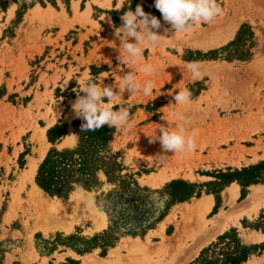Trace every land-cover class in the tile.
<instances>
[{
  "label": "rangeland",
  "instance_id": "obj_1",
  "mask_svg": "<svg viewBox=\"0 0 264 264\" xmlns=\"http://www.w3.org/2000/svg\"><path fill=\"white\" fill-rule=\"evenodd\" d=\"M118 1L124 3L122 9H102L101 6H108V0H0V48H9L22 26L24 16L33 8L32 17L25 24L27 32L23 43L30 48L40 41V44L50 43L44 55L30 61L31 67L15 65L14 60L1 65V72H6L7 77L15 78L18 84L17 90L10 92L5 85L0 86L1 264H96L90 261L96 258L98 264H121L118 258L111 256L112 249L121 247L129 238H149L150 241L158 242L161 240L159 231L171 235L178 220L182 218V213L178 209L174 210V206L171 210L172 218L166 217L163 225L161 222L145 236L122 237L106 256H101V249L79 255L63 246L51 255L39 252L36 247L38 237L45 240L57 239L59 235L91 238L109 227L107 213L97 205L96 197L99 192L96 190L89 191L79 187L68 198L52 197L45 193L54 201L78 200L81 219L68 231L44 230L28 219L24 210L19 207L27 201L28 193L33 187L30 179L23 175L28 173L30 165L35 161L39 168L53 147L48 140L49 129L56 124L66 125L69 134L60 141L61 147L75 146L76 135L72 125L80 118L75 117L72 103L77 94L84 95L82 88L86 80H91L97 86L123 87L122 76L131 71L135 73L140 89L133 93L125 90L121 94L117 87L114 89L117 95L111 102L105 99V103H111L114 110H119L120 107L130 110V126H115L113 150L120 152L126 173H139L138 182L142 186L156 190L174 180H184L202 186L201 196L211 194L217 204L216 194L213 192L217 193L219 188L211 183L217 181L216 176L220 172L241 170L264 161V131L260 132L257 127H252L257 125L254 123L264 119V113L261 114L264 110V0H217L222 8L221 14L213 19L217 21L197 23L188 32L172 30L154 7L155 0ZM138 4L146 13L161 20L162 27L157 30L161 37L156 45H143L142 57L132 63L126 53L120 54V40L115 35V28L122 25L121 16L124 11L128 8L135 9ZM101 12L110 13V18L100 14ZM238 16L241 21L235 33L222 43L225 27L228 28L233 18ZM217 22L220 25H216ZM222 23H225L224 26ZM243 26H247L245 30L252 34L246 32L240 44L231 49V53L221 51L219 58L215 60L204 59L199 55L228 46L236 40ZM166 28L169 31L165 32ZM214 36L220 37V40ZM206 43H210L211 47L203 48ZM74 48L75 52L72 51ZM239 49H247L249 58L238 59ZM90 50L93 53L88 59ZM47 57L48 64H45L43 61ZM192 62L199 63L204 70L198 80L192 79L188 68ZM145 63L151 64L155 69L152 74L140 71ZM210 65H213L212 68ZM40 68L49 72L53 69L69 71V85L58 86L54 83L51 88L49 84L43 86V83H38ZM149 80L153 81L154 87L152 94L145 96L142 89ZM184 89L192 94L190 103H176L174 96ZM181 116L184 117L183 120L180 119ZM161 126L166 127L167 131H179L183 127L186 137L194 134L195 150L159 155V140L155 143H150L149 140L158 139L162 135L159 130ZM43 130L49 145L47 144L45 157L40 161V153L44 149L41 148L44 147L43 144H39ZM70 133L72 136L68 140ZM24 153L26 155L22 156ZM36 174L37 171L34 175L35 184ZM257 189L264 190L262 187ZM240 190L242 191L241 186ZM223 191L219 193L220 206L217 213L213 209L205 215V220L210 225L221 212L228 215L232 222L203 245L194 259L183 264L193 262L204 248L217 242L219 236L231 229H237L244 243L264 245V233L252 228L264 213V193H257L256 201L253 202L249 198L255 191L244 200H240V195L233 204L227 203L222 207ZM85 198L93 202L91 207L87 205ZM15 203L20 205H14ZM188 243L192 244V240ZM245 263L264 264V250Z\"/></svg>",
  "mask_w": 264,
  "mask_h": 264
},
{
  "label": "trees",
  "instance_id": "obj_2",
  "mask_svg": "<svg viewBox=\"0 0 264 264\" xmlns=\"http://www.w3.org/2000/svg\"><path fill=\"white\" fill-rule=\"evenodd\" d=\"M246 28L243 26L236 40L228 46L199 55L215 60L221 51L231 53V49L240 44ZM237 52L241 60L250 56L247 49ZM82 123V119L73 122L72 130L76 135L73 147L60 149L56 146L57 141L67 134L66 125L56 124L49 129L48 140L53 147L39 165L36 184L50 196L60 198H68L79 187L96 190L99 192L97 205L107 213L109 227L91 238L59 235L57 239L45 240L38 237L36 247L42 255H51L63 246L79 255L101 249V256H106L122 237L145 236L165 220L174 206L201 197L202 186L184 180H174L156 190L140 185L139 173H126L120 152L113 150L116 128L104 125L95 131H81ZM216 180L211 183L219 188L218 195L213 192L217 198L214 213L220 206L219 193L230 184L236 182L241 186L240 200L247 197L249 187L264 184V161L241 170L220 172ZM252 228L264 233V213ZM263 250V244L244 243L237 229H231L219 236L217 242L204 248L199 257L189 264H244ZM2 260L0 255V264Z\"/></svg>",
  "mask_w": 264,
  "mask_h": 264
},
{
  "label": "clouds",
  "instance_id": "obj_3",
  "mask_svg": "<svg viewBox=\"0 0 264 264\" xmlns=\"http://www.w3.org/2000/svg\"><path fill=\"white\" fill-rule=\"evenodd\" d=\"M154 7L161 13L163 21L171 26L175 32H188L193 26L200 22H210L219 16L222 8L217 0H155ZM122 8V7H120ZM117 8V9H120ZM122 25L115 28V35L120 40L119 51L126 53L132 63L143 55V45H156L159 43L161 35L158 31L161 27V20L156 16L146 13L141 5H137L135 11L131 9L124 12L121 16ZM169 29H165V32ZM134 40V42H131ZM120 58V56H119ZM191 70L192 79L198 80L202 75V69L199 63L192 62L188 65ZM140 71L146 74H152L155 69L151 64L145 63ZM123 87L119 86H97L91 80H86L82 88L84 95L77 94L76 100L72 103V109L75 117L84 121L81 125V131H95L104 125L109 127L130 126V110L127 107H120L114 110L111 103H105V99L111 102L117 95L114 91L119 88L122 94L125 90L133 93L140 89L134 72H128L122 76ZM154 87L153 81L149 80L143 86V94L150 96ZM191 92L187 89L181 90L174 96L176 103L185 104L191 101ZM184 119L183 116L180 117ZM162 135L158 139L149 140L155 143L159 140L161 153L163 156L169 152H191L196 148L193 135L185 136L184 128L179 131H167L166 127L159 128ZM86 203L89 207L93 202L87 198Z\"/></svg>",
  "mask_w": 264,
  "mask_h": 264
},
{
  "label": "bare ground",
  "instance_id": "obj_4",
  "mask_svg": "<svg viewBox=\"0 0 264 264\" xmlns=\"http://www.w3.org/2000/svg\"><path fill=\"white\" fill-rule=\"evenodd\" d=\"M243 14L245 13H242V15ZM214 21L216 22L217 20H213V22ZM240 21H241V18H239V16L233 18L232 23H230L231 25L228 26V28L225 27V30H226L225 34L223 33V36L221 35L223 37L221 42L233 36L238 25L240 24ZM223 22H225V20ZM219 23L217 22L216 25H218ZM225 25H227V23ZM215 27L217 28L218 26H215ZM213 31H215V28ZM209 32L211 33V31ZM217 37L214 36V38H217ZM218 39L220 40V37H218ZM214 40L218 41L217 39H214ZM192 42L195 43L194 40H192ZM190 43L191 42H189V44ZM210 43L204 44L203 48H207V47L209 48V46L211 45ZM217 43H219V41ZM198 47L202 48V46L200 45ZM212 66L210 65L209 67L212 68ZM207 67L208 65H206V68ZM202 72H204V70ZM200 102H197V103H200ZM197 107H199L198 104H197ZM263 113H264V110L261 114ZM263 120H261L258 123H254L257 125H253L252 127H257L260 132L264 131V122H262ZM71 136H72V133H70L68 140H70ZM40 137H41L40 139L42 140L38 139L41 141V142L39 141L40 142L39 144L42 143L44 146V147H41L44 149H42L40 153V161H42L47 153V148H48L47 144L49 145V143L45 139L44 130L41 133ZM169 163L170 164L172 163V159L170 160ZM29 168L30 170L28 171V173L23 176H26V178H29L30 181L32 182V185H33L32 191L28 193V199L24 204L20 205V203H17V204L15 203L14 205H17V206L20 205L19 207L24 210L26 217H28V219L30 220H33L36 225H38L40 228H43L44 230H53V229H62V230H67V231L70 230L71 227L74 225V223H76L77 221L81 219L80 210H79L80 204L78 200L72 199L70 201L65 202V201H54L50 199V197H48V195L45 194V192H43L34 182V175L38 169L37 162L35 161L34 163H32ZM255 193L249 198L250 202H253L255 198H257L256 197L258 196L257 193L263 194L264 190L260 191V189H257ZM236 194L237 192L235 191V187L229 189L224 195L226 203L233 204L236 198ZM211 204H212V201L210 198L203 197L201 199H196L195 201H193L192 204H189V205L183 204L181 205V207L180 206L175 207L174 210L178 209L182 213V218L180 221L178 220L177 224L175 225L176 226L175 231L171 235H165L162 230L159 231L158 234L161 236V240L158 242L150 241L149 238L147 240H142L140 238H129L125 241V243L121 247L112 249L111 250L112 253H110L111 256H113L114 258H118L117 260L121 262V264H183V263L191 261L198 254L199 250L202 248L203 245H205L212 237L217 235L218 232L224 230L225 227L232 222L228 219V215H225L224 213L220 212V214H217L216 219L215 220L213 219L214 221H212V223L208 225L205 220L206 218L205 215L210 211ZM103 215L106 216L104 213ZM171 218L172 217H170V219ZM164 223L165 222H163L162 225ZM257 237L259 236L257 235ZM190 240H192V244L188 243ZM96 259H94V262L98 264V260ZM101 259L106 260L105 258H101ZM108 264H113V263L108 262Z\"/></svg>",
  "mask_w": 264,
  "mask_h": 264
},
{
  "label": "crops",
  "instance_id": "obj_5",
  "mask_svg": "<svg viewBox=\"0 0 264 264\" xmlns=\"http://www.w3.org/2000/svg\"><path fill=\"white\" fill-rule=\"evenodd\" d=\"M101 1V0H99ZM120 7H124V3L123 2H119L118 0H108V6L106 7H102V9H107V8H113V9H117V8H120ZM91 8H93V6H91ZM121 8V9H122ZM35 8H33L32 10H30L28 12V14H26L24 16V19H23V22H22V26H20L18 32H17V35L16 37L14 38V41H12V44H9V48H5V47H1L0 48V86L3 84L5 85V87L8 89V91L10 92L11 90L15 91L17 90V80L15 78H11V77H7V73H2L1 72V65L3 62H6L8 60H14L15 61V65L16 64H20V66H25V65H29L30 66V61L34 58H37V57H40L41 55H44L47 48H48V45H50V43L48 42H44L42 44L41 41L38 42L36 44V46H34L33 48H30L28 47L26 44L23 43V38L25 36V33L27 32V26H25L27 20L31 19L32 17V13L31 11H33ZM129 9H131L133 12L135 11L134 8H128L126 9L124 12L128 11ZM100 14H104L106 15L107 17H109L108 14L110 13H107V12H101ZM110 18V17H109ZM112 20V19H111ZM76 26V25H74ZM53 40H55V38H53ZM55 45V43L53 44ZM72 51H76L75 48L72 49ZM93 53V50H90L89 54L87 55V58L89 59L91 57ZM48 57L47 59H45V61H43V63L45 64H48L46 62H48ZM74 66V65H73ZM31 67V66H30ZM30 74V73H29ZM39 74V78H38V83H43V86H45L46 84H49L50 88L54 85V83L58 86H62L64 84H67L69 85L70 83V75H69V71L66 72L63 71V69H53L51 72L47 71L46 69H41L40 68V72L38 73ZM32 102H33V99H32ZM45 131V130H44ZM69 134V129L67 127V134L65 136H67ZM65 138V137H63ZM63 138H61L59 141H57L56 143V146L58 148H67V147H72L73 145H69V146H66V147H61V140H63ZM47 141V140H46ZM60 142V144H59ZM52 145V143H51ZM53 146V145H52ZM235 187V191L237 192L236 194V198L237 199L238 197H240L241 195V190H240V186L237 185L236 183H233L232 185L228 186L226 190L223 191V194H222V207H225L227 205L226 201H225V198H224V195L225 193L231 189ZM258 187H262L264 188V184H258V185H252L251 187H249V190L250 192L248 193V196L251 195L255 189H257ZM203 197H207V198H210L211 201H212V204H211V208H210V211L211 212L215 205H216V199L213 195L211 194H207V195H203L199 198H194L192 201H189V202H184V203H181L177 206H180L183 205V204H186V205H189V204H192L193 201H195L196 199H201ZM175 206V207H177ZM208 212V213H209ZM172 215V212H170V214L167 216L168 217H171ZM94 261L93 259H91V262ZM90 262V261H89ZM77 264H83L82 262L80 263H77Z\"/></svg>",
  "mask_w": 264,
  "mask_h": 264
}]
</instances>
